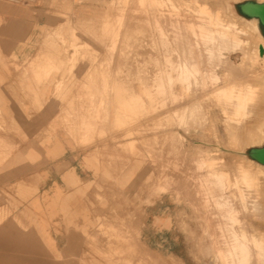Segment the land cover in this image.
I'll return each instance as SVG.
<instances>
[{"label":"rangeland","instance_id":"374dc122","mask_svg":"<svg viewBox=\"0 0 264 264\" xmlns=\"http://www.w3.org/2000/svg\"><path fill=\"white\" fill-rule=\"evenodd\" d=\"M245 1L36 0L34 30L0 38V264H225L236 239L218 200L239 193L240 163L264 169L250 156L264 145V35ZM204 2L236 34L211 58ZM250 84L240 114L217 91ZM217 170L230 188L210 182ZM259 179L260 206L240 183L252 214L232 201L264 236Z\"/></svg>","mask_w":264,"mask_h":264},{"label":"bare ground","instance_id":"6f19581e","mask_svg":"<svg viewBox=\"0 0 264 264\" xmlns=\"http://www.w3.org/2000/svg\"><path fill=\"white\" fill-rule=\"evenodd\" d=\"M246 1H249V3L248 4H246L247 5V7L250 9V12H248L247 14H245V15H248V16H256L257 17V21H255L256 22V24H255V27L257 28V30L259 31V33L260 34H263L264 35V26H263V24H262V21H261V17L257 14V13H255L254 12V7L252 6L253 4H258V5H263L264 4V1L263 2H261V0H260V2H257V1H255V0H246ZM223 3V2H222ZM244 3V2H243ZM188 4V3H187ZM218 4V3H217ZM222 5V4H221ZM221 5H219V6H221ZM192 7V6H191ZM217 9V8H216ZM223 9H224V7H223ZM237 9H239V5L237 6ZM240 10V9H239ZM195 11H197L198 12V14H199V16H200V19L202 20V23L201 24H199V26L201 27V29H202V31H203V35H202V37L204 38L205 37V39H207V41H209L210 42V44L212 43L213 44V46H211L210 44H209V46H210V48H208L209 46H207V48H208V51H209V55H210V58L211 57H215V53L216 54H218L219 52L221 53V51L222 50H224V49H226V43H224V42H226V41H224L225 39H228L227 38V35H229V33H231V35H234V36H236V34L235 33H232L231 32V30H230V28L231 27H233L232 26V24H230L228 21H226L225 20V18H223L222 16H221V13L219 12V11H215V12H213L214 10H212V8H211V6L207 3V2H204L203 4H201V6H197L196 8H195ZM222 11V10H221ZM223 11H225V10H223ZM225 13V12H224ZM243 13V12H242ZM241 12L239 13L240 15L242 14ZM157 15V14H156ZM225 15V14H224ZM228 15V14H227ZM194 17V16H193ZM190 18V17H189ZM206 18H208V25H211L212 27V29H209V26L207 25V22H206ZM234 18V17H233ZM248 18V17H247ZM157 19V18H156ZM228 19V18H227ZM237 19V18H236ZM239 19V18H238ZM250 19V18H249ZM147 20V19H146ZM229 20V19H228ZM231 20V19H230ZM242 20V19H241ZM256 20V19H255ZM235 21H237V20H235ZM240 21V20H239ZM251 21H253V20H251ZM199 22V21H198ZM254 22V21H253ZM147 23V22H146ZM168 23V22H167ZM194 23V22H193ZM195 23H197V22H195ZM188 24H191V23H188ZM144 26V25H143ZM243 26V25H242ZM145 28V27H144ZM237 28V27H236ZM244 28V27H243ZM245 29V28H244ZM238 30H239V28H238ZM241 30V29H240ZM241 31H243V29L241 30ZM199 32V31H198ZM234 32H237V31H234ZM250 33V32H249ZM248 33V34H249ZM247 34V35H248ZM238 35V34H237ZM242 35H244V34H242ZM262 35V36H263ZM245 36V35H244ZM250 36V35H249ZM188 37V36H187ZM231 37V36H230ZM237 37H240V36H237ZM251 37H252V35H251ZM158 38V37H157ZM243 38V37H242ZM248 38V37H247ZM256 38V37H255ZM255 38H253V39H255ZM264 38V37H263ZM205 39H204V41H205ZM244 39V38H243ZM252 39V38H251ZM230 40V39H229ZM246 40H248V39H246ZM259 40H261V39H259ZM263 40V39H262ZM178 41V40H177ZM197 41V40H196ZM255 41H256V39H255ZM199 42V41H198ZM232 42H233V40H232ZM243 42H245V41H243ZM191 44V43H190ZM195 44V43H194ZM233 44V43H232ZM241 44V40H240V38H239V40L238 41H236L233 45L236 47V46H238V45H240ZM253 44V43H252ZM261 44V43H260ZM259 44V45H260ZM217 46V48H216V50L218 51V53H217V51L215 50V48H214V46ZM190 46V45H189ZM192 46H194L193 44L191 45V47ZM215 46V47H216ZM246 46V45H245ZM251 46V45H250ZM255 45H253V47H254ZM191 47H190V49H191ZM205 47V46H204ZM203 47V48H204ZM252 47V48H253ZM200 48V47H199ZM193 49V48H192ZM261 51H263L264 52V42H263V44L262 45H260V48H259ZM192 51H194V50H192ZM250 51H252L251 50V48H250ZM196 52V51H195ZM207 52V51H206ZM249 52V51H248ZM253 52V51H252ZM120 53V52H119ZM198 53V52H197ZM202 53V52H201ZM204 53V52H203ZM251 52H249V54H250ZM116 54V53H115ZM180 54V53H179ZM194 54V53H193ZM205 54V53H204ZM207 54V53H206ZM222 54V53H221ZM261 54H262V52H261ZM191 55V54H190ZM219 55V54H218ZM216 56V57H219V56ZM194 56V55H193ZM196 56V55H195ZM198 56V55H197ZM201 56V55H200ZM222 56V55H221ZM263 56H264V54H263ZM262 56V57H263ZM192 57V56H191ZM190 57V58H191ZM257 57H259V56H257ZM190 58H189V60H190ZM194 58V57H193ZM192 58V59H193ZM246 58V57H245ZM191 59V60H192ZM260 59V58H259ZM262 59V58H261ZM259 60V61H262V60ZM264 59V58H263ZM190 60V61H191ZM195 60V63H196V60H198V59H194ZM191 62H194V61H191ZM191 62H189L190 64H191ZM179 63V62H178ZM195 63H193L189 68H188V74L189 75H191L192 74V72H200V69H198V67H197V65L195 64ZM197 63H199V60H198V62ZM262 64V63H261ZM188 65V64H187ZM106 66V65H105ZM179 66V65H178ZM104 67V66H103ZM99 68V67H98ZM106 69V68H105ZM181 69H183V68H181ZM180 69V70H181ZM203 69V68H202ZM184 70V69H183ZM201 73V72H200ZM260 73H262V71L260 72ZM178 74V73H177ZM257 75V74H256ZM262 75H264V74H262ZM120 76V75H119ZM182 76V75H181ZM218 76V75H217ZM188 77V76H187ZM186 77V78H187ZM261 77V76H260ZM184 78V77H183ZM191 78H192V76H191ZM180 79V78H179ZM188 79V78H187ZM187 79H185L186 81H187ZM219 79V78H218ZM258 79V78H257ZM262 79H263V77H262ZM122 80V79H121ZM146 80H147V78H146ZM145 80V81H146ZM127 82V81H126ZM204 83V82H203ZM241 83V82H240ZM251 83V82H250ZM125 84V83H124ZM189 84V83H188ZM191 84V83H190ZM242 84V83H241ZM249 84V83H248ZM254 84V83H253ZM260 84V83H259ZM123 85V84H122ZM126 85V84H125ZM235 85H237V84H235ZM245 85V84H244ZM258 85V84H257ZM223 86V85H222ZM232 86H234V85H228V87L227 88H225V86L223 87V88H218L217 89V91H218V93H219V95H220V97L221 98H223V100L225 101V102H231L232 101V104H233V106H234V113H236V114H240L241 112H243V111H246V109L248 110V108L251 106V103L254 101V99L256 98V95H257V89H256V86L255 85H252V84H250L249 86H247V87H245V86H236V88L235 89H232L231 87ZM117 87V86H116ZM261 87V86H260ZM133 88V87H132ZM116 89V88H115ZM123 91V90H122ZM262 91V90H261ZM127 92V91H126ZM215 93H217V92H215ZM259 93H260V91H259ZM123 94V93H122ZM126 98V97H125ZM259 99V98H258ZM115 100V99H114ZM122 100V99H121ZM262 100H263V98H262ZM116 101V100H115ZM119 102V101H118ZM121 103V102H120ZM126 103V102H125ZM137 104V103H136ZM106 105V104H105ZM123 106V105H122ZM134 106V105H133ZM228 112V111H227ZM232 112V111H231ZM230 114H232V113H230ZM200 115V114H199ZM202 115H204V114H202ZM201 116V115H200ZM122 117V116H121ZM197 117V116H196ZM199 117V116H198ZM201 118V117H200ZM204 118V117H203ZM199 119V118H198ZM200 122V121H199ZM107 127V126H106ZM132 130V129H131ZM109 131V130H108ZM112 136V135H111ZM259 147H264V145L263 146H259ZM255 159V158H254ZM257 160V159H256ZM257 161H259V160H257ZM260 162V161H259ZM204 163V162H203ZM202 163V164H203ZM206 163H208V162H206ZM262 163V162H261ZM205 164V163H204ZM212 164V163H211ZM258 166V165H257ZM262 167V166H261ZM222 169V168H221ZM237 169L239 170L238 171V174L237 175H239V176H236V177H238V178H236L235 180V184L237 185V186H239V188L238 187H236L234 184L232 185V186H235L234 188H237V190L239 191V193L238 194H236V193H232V200L233 201H236V200H241V201H243V203H241V201H240V204H239V202H238V204L241 206V204H243V206H245L246 207V209H248V212H249V209L251 208V207H249V205L251 204L250 203V201L249 200H247L248 198V195L250 194H248V190L250 189H248V187H252L253 188V190H257V188H259L258 186H259V178H260V175H261V173H263L264 172V169L263 168H257L256 167V170H253V169H251V167L250 166H247L246 164H244V163H240L239 164V166L237 167ZM223 171H225L224 170V168H223ZM222 170L219 172L218 170L217 171H212V172H210V174H212L210 177L207 175V176H205L206 177V179L209 177L210 178V180H211V177H212V179H215L214 181H216V180H218V184H219V188H221L222 189V187H223V190L224 189H228V188H230L231 187V184H230V182H231V178L229 177V172H228V174L226 173V172H223ZM227 171V170H226ZM231 171V170H230ZM234 172H235V170H234ZM234 172H232V173H234ZM236 173V172H235ZM209 174V173H208ZM230 175H231V173H230ZM235 175V174H234ZM232 178H234L233 176H232ZM208 180V182H209V179H207ZM210 182H212L213 183V181L211 180ZM211 183V184H212ZM240 183H243L244 184V187L245 186H247L246 187V191H247V194L248 195H246L245 193H244V191H243V189H245L244 187H243V189H241L242 188V184H240ZM260 183H262V182H260ZM210 184V186H212ZM216 184V183H215ZM215 184L213 185V186H215ZM212 186V187H213ZM217 187V186H216ZM215 187V188H216ZM254 187H256V189H254ZM245 191V192H246ZM252 191V190H251ZM251 191H249V192H251ZM221 192V191H220ZM223 193H225V192H223ZM219 194V193H218ZM253 194H254V191H253V193H252V198L251 199H253V198H257V197H255V195L253 196ZM225 195V194H224ZM246 195V196H245ZM218 196V195H217ZM220 196L221 195H219V197H217V199H219L220 198ZM230 196V195H229ZM228 196V197H229ZM250 195H249V197H251ZM257 196V195H256ZM222 198H223V196H221ZM224 197H227V196H224ZM227 197V198H228ZM239 197V198H238ZM224 199V198H223ZM226 199V198H225ZM258 199V198H257ZM256 199V201H254V199L252 200V203L256 206V205H258V206H260L259 205V201ZM221 200V199H220ZM229 200H231V199H227V200H222V201H219L218 200V203L220 204V206L222 207V206H224V207H229L228 209V212L226 213V215H227V218L228 219H230V224L232 225V227H233V232H234V236H235V239H236V244H235V246L233 247V250H234V253L231 255L230 254V252H226V251H223L222 253H221V258H222V260H223V262L226 264H264V236H259V235H257L256 233H253V232H251L250 230H248L247 229V227L243 224V222L241 221V217H240V206H239V208L237 207V205H236V202H233L232 200V202H231V204H230V202H228ZM249 201V202H248ZM258 201V202H257ZM247 202H248V204H247ZM258 204H257V203ZM253 204H251V206L253 205ZM236 205V206H235ZM249 208H248V207ZM245 207H243V208H245ZM241 208H242V206H241ZM242 208V209H243ZM253 208V207H252ZM260 208V207H259ZM226 209V208H225ZM245 209V210H246ZM227 210V209H226ZM226 210H224V211H226ZM244 210V209H243ZM257 210L258 209H256V210H253V212L255 213V211L257 212ZM223 211V212H224ZM252 211V210H251ZM251 211L249 212V214L251 213ZM241 212H242V210H241ZM247 211L245 212V214L246 213H248ZM260 212V211H259ZM252 214V213H251ZM256 214V213H255ZM254 215V214H253ZM245 217H247V216H245ZM251 217V216H250ZM218 218V217H217ZM254 218V217H253ZM229 222V221H228ZM223 223V222H222ZM248 224V223H247ZM248 226H250V225H248ZM228 229V228H227ZM227 231V230H226ZM229 231V230H228ZM260 232H261V230H259ZM258 231V233H260ZM221 232V231H220ZM138 234V233H137ZM262 234V233H261ZM264 235V234H263ZM230 236V235H229ZM232 236V235H231ZM131 238V237H130ZM228 239V238H227ZM231 239V238H230ZM128 240V239H127ZM131 240H133V239H131ZM136 241V240H135ZM227 242V241H226ZM131 243V242H130ZM133 243H135V242H132V244ZM139 243V242H138ZM222 244V243H221ZM229 244V243H228ZM138 245V244H137ZM229 246V245H228ZM139 247V246H138ZM137 246H136V248H138ZM211 247V246H210ZM139 249H141V248H139ZM209 251V250H208ZM208 251H206V252H208ZM229 251V250H228ZM216 252V251H215ZM141 253V252H140ZM210 253V252H209ZM138 255H139V252H138ZM142 255V254H141ZM141 255H139L142 259L143 258H145V256L144 257H142ZM146 255V254H145ZM136 256H137V253H136ZM209 256V255H208ZM138 257V256H137ZM147 258V257H146ZM145 258V259H146ZM152 258V257H151ZM154 258V257H153ZM156 259V258H155ZM138 260H139V258H138ZM147 260V259H146ZM149 260V259H148ZM154 261V260H153ZM143 262V261H142ZM150 262V261H149ZM147 263H148V261H147ZM146 264V263H145ZM155 264V263H154Z\"/></svg>","mask_w":264,"mask_h":264},{"label":"crops","instance_id":"0c3cea01","mask_svg":"<svg viewBox=\"0 0 264 264\" xmlns=\"http://www.w3.org/2000/svg\"><path fill=\"white\" fill-rule=\"evenodd\" d=\"M35 2L36 0H0V18L5 21L0 26V38L22 39L34 30V24L41 22V17L35 18L34 22V15L39 14ZM0 44L7 43L0 41Z\"/></svg>","mask_w":264,"mask_h":264},{"label":"water","instance_id":"95a60500","mask_svg":"<svg viewBox=\"0 0 264 264\" xmlns=\"http://www.w3.org/2000/svg\"><path fill=\"white\" fill-rule=\"evenodd\" d=\"M248 3L249 1H245L244 3H241L239 5L240 11L243 12L244 14L250 12V9L246 5ZM252 6L255 8L254 12L261 17V21L264 26V4L263 5L253 4ZM250 156L264 163V147H253L250 150Z\"/></svg>","mask_w":264,"mask_h":264}]
</instances>
